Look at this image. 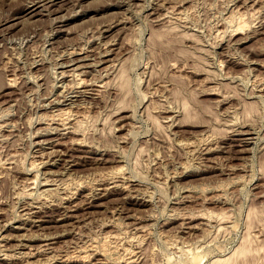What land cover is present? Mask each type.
<instances>
[{
  "label": "rangeland",
  "instance_id": "obj_1",
  "mask_svg": "<svg viewBox=\"0 0 264 264\" xmlns=\"http://www.w3.org/2000/svg\"><path fill=\"white\" fill-rule=\"evenodd\" d=\"M219 260L264 264V2L0 0V264Z\"/></svg>",
  "mask_w": 264,
  "mask_h": 264
},
{
  "label": "bare ground",
  "instance_id": "obj_2",
  "mask_svg": "<svg viewBox=\"0 0 264 264\" xmlns=\"http://www.w3.org/2000/svg\"><path fill=\"white\" fill-rule=\"evenodd\" d=\"M249 1V0H248ZM262 2V4H263V2H264V0L263 1H261V0H252V2L254 3V4H256L257 2ZM184 2V1H183ZM35 3H37V2H35ZM248 3V2H247ZM31 4V3H30ZM29 4V5H30ZM250 4V3H249ZM260 5V4H259ZM251 6H253V4L251 5ZM263 7V6H262ZM38 8H40L39 7V4L37 3V4H31V6L30 7H28L27 8V10H31V9H33V10H31V12H34V14L32 15V16H34L35 15V11L38 9ZM261 8V7H260ZM261 10V9H260ZM37 14V13H36ZM235 16V15H234ZM233 16V17H234ZM241 19V18H240ZM158 20V19H157ZM240 28V27H239ZM244 28V27H243ZM107 31H109V30H106V32ZM105 32V31H104ZM72 53V52H71ZM75 55V54H74ZM77 55V54H76ZM85 59V58H84ZM83 60V59H82ZM73 61V60H72ZM69 65V64H68ZM88 65V64H87ZM78 68V67H77ZM81 68V67H80ZM84 68V67H83ZM74 70V69H73ZM76 70V69H75ZM78 71V70H77ZM66 73V72H65ZM67 73H69V72H67ZM66 73V74H67ZM75 73V72H74ZM70 74V73H69ZM75 74H77V72L75 73ZM72 75H74L73 73H72ZM78 76L79 75H81V74H77ZM84 75V74H83ZM123 75H124V73H123ZM123 75H122V77H123ZM62 76H64L63 74H62ZM66 76V75H65ZM69 76V75H68ZM68 76H66V77H68ZM70 76H71V74H70ZM74 77V76H73ZM72 77V78H73ZM74 78H77V80H79L80 78H82V77H74ZM79 78V79H78ZM122 79V78H121ZM82 81H85L83 78H82V80L79 82V83H81ZM78 83V82H77ZM77 84V85H81V84ZM85 83V82H84ZM104 83V82H103ZM108 83V82H107ZM82 85H83V82H82ZM85 85V84H84ZM96 85V84H95ZM78 88H79V86H78ZM81 91V90H80ZM91 92V91H90ZM92 93V92H91ZM63 100V99H62ZM70 100V99H69ZM75 115V114H74ZM70 116H71V114H70V112H68V111H62V112H60V113H58V114H56V115H54V117H53V120L54 121H58V122H60L59 124L61 125V123H63V127L64 128H69L68 127V121H69V118H70ZM49 121V120H48ZM159 122V121H158ZM6 124V123H5ZM160 125V124H159ZM3 126H4V124H3ZM63 127H62V129H63ZM64 130V129H63ZM66 130V129H65ZM67 130H69V129H67ZM35 134V133H34ZM80 142V141H79ZM78 142V143H79ZM32 162V161H31ZM43 164V163H42ZM47 165V164H46ZM36 166V165H35ZM40 166V165H39ZM44 166V165H43ZM33 168V167H32ZM35 168V167H34ZM33 170V169H32ZM121 171V170H120ZM120 171H117L116 173L114 172V174L112 173V175H114V176H116V175H119V173H121ZM111 175V176H112ZM110 176V177H111ZM113 177V176H112ZM30 180V179H29ZM37 180V179H36ZM116 180V182L118 181V179L116 178L115 179ZM38 181V180H37ZM48 181V180H47ZM112 181V179L110 180V182ZM114 181V180H113ZM112 181V182H113ZM240 181V180H239ZM61 182V181H60ZM115 183V182H114ZM33 184H34V182H32L31 181V183H29L28 184V188H30L31 186H33ZM36 184V183H35ZM47 184V183H46ZM115 185V184H114ZM116 185H118L119 186V184H116ZM117 186V187H118ZM120 187V186H119ZM31 189V188H30ZM32 190V189H31ZM29 191V190H28ZM49 191V190H48ZM34 192V191H33ZM33 192H31V193H33ZM50 192V191H49ZM28 195V194H27ZM33 195V194H32ZM29 196V195H28ZM31 196V195H30ZM46 196V195H45ZM95 196V195H94ZM46 199V198H45ZM63 199V198H62ZM38 200V199H37ZM44 204V203H43ZM33 206V205H32ZM45 206V205H44ZM31 218V217H30ZM138 228H140V227H138ZM141 231H142V228L140 229ZM139 231V230H138ZM144 231V230H143ZM113 236V235H112ZM50 237V236H49ZM44 239V238H43ZM107 239H109V241L107 242L105 239H103L104 241H106V242H103L102 243V245H100V246H103V247H101V248H103L102 250H103V252L102 253H104L105 255H106V253H109V252H111L113 249H112V247H110L109 245H108V243H110V242H112V244H114V242H117L116 240H118V237H116V236H113V237H109V238H107ZM121 240V239H120ZM120 240H118V241H120ZM49 243V242H48ZM105 243V244H104ZM104 244V245H103ZM116 244V243H115ZM114 244V245H115ZM131 244V243H130ZM94 246V245H93ZM92 246V247H93ZM96 247V246H95ZM30 248V247H29ZM115 248V247H114ZM244 249V248H243ZM38 250H40V249H38ZM83 250V249H82ZM111 250V251H110ZM126 250V249H125ZM30 251V250H29ZM35 251V250H34ZM95 251V250H94ZM98 251V250H97ZM116 251V250H115ZM241 251H243L242 249H241ZM31 252V251H30ZM41 252V251H40ZM39 252V253H40ZM113 252V251H112ZM236 252V251H235ZM29 253V252H28ZM35 253V252H34ZM33 253V254H34ZM37 253V252H36ZM94 253H96V252H94ZM101 253V254H102ZM115 253H117V252H115ZM239 253V252H238ZM245 253V252H244ZM33 254H32V256H33ZM38 254V253H37ZM82 254V253H81ZM103 254V255H104ZM233 254H235V253H233ZM232 254V255H233ZM83 255V254H82ZM82 255H80V256H82ZM87 255V254H86ZM108 255V254H107ZM244 255V254H243ZM5 256V255H4ZM7 256V255H6ZM27 256V255H26ZM29 257H30V255H28ZM35 256V255H34ZM75 256V255H74ZM59 257V256H58ZM91 257V256H90ZM106 257V256H105ZM131 255H130V258H129V260L127 259V262L128 261H131V260H134V259H131ZM233 257V256H232ZM5 258V257H4ZM8 258V257H7ZM78 258H79V256H78ZM88 258V257H87ZM59 260L58 261H62V262H69L71 259H73V258H71V257H60V258H58ZM103 259V258H102ZM125 259H126V257H125ZM231 259V258H230ZM7 260V259H6ZM49 260V259H48ZM54 260V259H53ZM84 260V259H83ZM237 260V259H236ZM244 260V259H243ZM101 261V260H100ZM120 261V260H119ZM124 261V260H123ZM135 261V260H134ZM51 262H53V261H51ZM132 262V261H131ZM220 263V264H228L229 263V261H217L216 263Z\"/></svg>",
  "mask_w": 264,
  "mask_h": 264
}]
</instances>
